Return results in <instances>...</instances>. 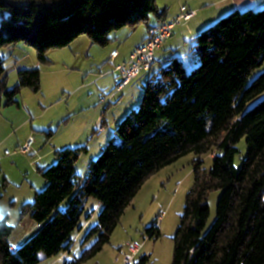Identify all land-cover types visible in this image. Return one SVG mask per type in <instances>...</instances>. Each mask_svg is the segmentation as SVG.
Segmentation results:
<instances>
[{
	"label": "trees",
	"instance_id": "1",
	"mask_svg": "<svg viewBox=\"0 0 264 264\" xmlns=\"http://www.w3.org/2000/svg\"><path fill=\"white\" fill-rule=\"evenodd\" d=\"M0 11L8 14L0 26V111L20 106L23 89L38 93L41 88L39 68L19 70L15 87L8 86L3 49L26 44L46 64L49 50L65 48L81 35L105 47L112 33L127 26L143 22L148 31L156 27L150 24L152 14L166 21L157 0H0ZM196 45L201 63L192 71L177 57L153 72L154 62L141 106L116 128L122 145L104 149L91 162L92 175L83 184L76 163L86 146L56 150L57 163L39 168L47 186L22 209L38 232L14 248L9 217L0 218V264H39L40 254L52 258L70 251L90 198L102 208L83 241L93 243L63 264L92 260L110 243L143 186L190 154L197 156L194 184L173 238L171 264H264V99L248 108L264 93V73L248 84L264 63V10L232 12L199 33ZM243 139L247 154L237 168ZM205 155L213 157L210 169L203 168ZM215 191L221 192L216 218L206 229ZM146 232L159 238L158 221ZM149 262L144 255L135 264Z\"/></svg>",
	"mask_w": 264,
	"mask_h": 264
},
{
	"label": "rangeland",
	"instance_id": "2",
	"mask_svg": "<svg viewBox=\"0 0 264 264\" xmlns=\"http://www.w3.org/2000/svg\"><path fill=\"white\" fill-rule=\"evenodd\" d=\"M220 1L157 0L161 11L167 8L165 20L178 15L183 5L198 14L195 20L176 26L172 37L162 44V50L158 53L167 54V58L181 57L187 71L196 69L201 63L196 37L202 31L197 32L192 22L208 18L213 19L211 26L217 23L221 18L216 17L230 6H221L219 11ZM7 17V13L0 11V26ZM149 20L150 24L159 22L154 14ZM147 33L146 23L141 22L136 28L127 26L112 33L111 42L105 47L94 44L87 35H81L65 48L49 50L46 64L38 61L34 47L23 43L1 51L10 88L17 84L19 70L39 68L41 71L40 91L36 93L25 88L20 95L22 107L31 115L27 125L19 130L16 125L5 123L0 111V218L9 217L12 227L9 242L14 248L23 245L38 232L31 215H22V209L34 202L36 193L46 188L47 183L39 168H49L57 163L56 150L87 147V152L76 163V173L83 184L92 175L91 162L97 160L108 146L116 149L122 145L116 128L132 110L141 106L149 73L141 72L122 91H118L120 76L114 72L109 56L113 49L123 56L129 55ZM120 62L121 58L116 60V63ZM161 63H164V59ZM157 64L159 66L160 62ZM262 73L264 63L252 73L248 84ZM263 99L264 93L251 101L248 108ZM28 144L29 150L22 153L21 150ZM238 147L240 153L235 164L240 168L247 154L245 139ZM196 159L194 154L187 155L154 175L126 210L110 243L85 264H126V257L130 256L129 245L133 244L141 248L132 264L144 255L150 256L148 264H171L173 238L179 227L186 195L194 184ZM202 159L204 169L213 166L212 155H205ZM220 193L215 191L210 195V218L206 229L211 227L216 218ZM69 203L70 199L64 201L60 210H66ZM85 208L81 224L85 225L87 215L91 214L89 226L79 236L78 233L74 235L70 251L52 258L40 254L39 264H63L79 257L92 245L93 241L85 245L83 241L89 228L97 225L102 208L94 198L87 201ZM156 220L161 234L157 239L149 237L146 232Z\"/></svg>",
	"mask_w": 264,
	"mask_h": 264
},
{
	"label": "built area",
	"instance_id": "3",
	"mask_svg": "<svg viewBox=\"0 0 264 264\" xmlns=\"http://www.w3.org/2000/svg\"><path fill=\"white\" fill-rule=\"evenodd\" d=\"M195 16V12L187 6L183 5L175 20L164 23L162 25L152 27L148 31V39L137 47L129 56V59L116 63L119 57L118 50H112L109 56V62L114 68V72L120 76L118 84V91H122L134 79H136L141 72L150 71L155 60L156 52L162 44L172 37L173 31L182 22L191 21ZM29 150V144L22 149V153ZM140 245H129L130 256L126 257V264H132L133 258L140 252Z\"/></svg>",
	"mask_w": 264,
	"mask_h": 264
},
{
	"label": "crops",
	"instance_id": "4",
	"mask_svg": "<svg viewBox=\"0 0 264 264\" xmlns=\"http://www.w3.org/2000/svg\"><path fill=\"white\" fill-rule=\"evenodd\" d=\"M262 2H259V0H232V1H227V0H221L220 1V5H219V11H221L222 8H220L221 6H224V5H230L229 7H227L225 10H222V12H220V14L218 15V17L216 18H223V16H227V14H231L232 12L236 11V10H240V11H243V10H248V9H252V10H261V8L264 7V0H261ZM258 6V7H257ZM160 8V7H159ZM258 8V9H257ZM167 8H165L164 10H166ZM201 13V11L199 12V14ZM197 15V16H196ZM178 15L172 17L171 18H168L166 19V21L164 23H168V22H172L173 20L176 19ZM198 17V14H195L194 18L191 20H195L196 18ZM207 20H203V19H200V21H194L192 22V24L195 26V28L197 29V32H201L203 30H205L206 28L210 27L212 22H213V19H208V18H205ZM215 20V19H214ZM218 20V19H217ZM163 24V22H157V23H151L152 26H159ZM148 38V33L146 35V37L144 38V40L142 42H139L135 45V48L133 49V51L138 47L140 46L144 41L145 39ZM18 47V46H16ZM114 50V49H113ZM159 50H162V46L157 50V53H156V60H155V64L152 68V71L154 72L155 69L157 68L158 64L157 62H160V64H165L167 63V61L169 59H171V57H166L167 54H160L158 53ZM132 51V52H133ZM131 52V53H132ZM131 53L129 55H126V56H123L120 54L119 52V57L117 60H119V58H121V61H126L129 59V56L131 55ZM178 59H180L181 57H178L176 56ZM164 59V63H161V61ZM181 62H182V59H180ZM159 67V66H158ZM151 71V72H152ZM145 73H149L150 75V71H147ZM2 117L4 118V120L6 121L5 123H11L13 125H16L17 129H21L24 125H27L29 122H30V119H31V115L26 112V110L22 107V103L20 104V106H10V107H6L4 108V110L2 109ZM134 202V201H133ZM100 205V204H99ZM89 224V221H87V223L85 225H82V231L80 233H78L77 236H79L82 232H84V228H88V225Z\"/></svg>",
	"mask_w": 264,
	"mask_h": 264
}]
</instances>
